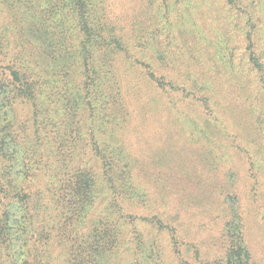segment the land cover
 <instances>
[{
  "label": "rangeland",
  "instance_id": "1",
  "mask_svg": "<svg viewBox=\"0 0 264 264\" xmlns=\"http://www.w3.org/2000/svg\"><path fill=\"white\" fill-rule=\"evenodd\" d=\"M21 1L0 0V89L7 83L5 67L30 47L37 31L34 16L46 8L60 10L57 0ZM99 12L101 22L123 35L129 52V61L117 70L123 128L113 136L106 120L89 121L87 112L73 124L66 102L49 99L44 86L38 116L14 100L12 112L0 119V130L5 129L0 132V237L11 229V213L20 218L14 185H23L33 198L42 192L45 203H53V217L64 224L65 207L54 206L52 199L68 171L60 170L57 153L69 159L76 151L75 158L83 157V164L100 174L91 153L92 129L102 149L108 143L107 152L115 150L119 193L98 180L88 225L119 227V264H159V253L161 264H213L226 261L228 249L245 246L248 264H264V0H103ZM46 16L53 29L66 15L50 9ZM36 33L48 38L45 28ZM76 40L80 48V37ZM92 46L99 61L100 44ZM73 73L72 85L85 86L87 76ZM106 77L102 69L98 80ZM10 135L26 150H39L30 167L52 168L44 178L38 170L22 174L21 148L12 146ZM13 166L20 172L13 173ZM31 244L24 247L30 258L18 260L0 238V264H69L70 250L57 236L35 247L38 259Z\"/></svg>",
  "mask_w": 264,
  "mask_h": 264
},
{
  "label": "trees",
  "instance_id": "2",
  "mask_svg": "<svg viewBox=\"0 0 264 264\" xmlns=\"http://www.w3.org/2000/svg\"><path fill=\"white\" fill-rule=\"evenodd\" d=\"M18 1L23 3L21 0ZM57 2L60 4L59 11L55 7L46 8L43 13L41 12V16H34L39 25L37 22L35 23L34 29L37 31H33L31 35L33 41H30V47L26 49L25 56L23 54L17 56L18 61H14L4 69L3 75L6 76L7 83L5 87L0 89V100L5 99V96L7 100L4 103L0 101V119L12 112L13 101L16 99L20 100L22 104L30 105L33 115L38 116L41 105L37 101V97L41 94L40 86H44L50 89L47 93L49 99L58 97L61 101L66 102L65 105L73 124L75 121L78 123L79 118H83L87 112L89 121L106 120V124L110 125L108 131H113L111 133L115 136L118 128H123L118 119V115L121 116L123 113V97L121 95L123 84L121 75L118 74L117 70H119V65L123 60L129 61L130 58L125 43L120 39L123 35H119L114 26L101 22L99 10L103 0H57ZM50 9L51 13L65 12L66 15L62 20L57 21V25H53V29L48 25L51 20L50 16H46ZM69 21L70 23H68ZM71 23L72 26L70 27ZM39 28H45L48 31V38L43 40L36 33ZM28 30L33 29L28 26ZM78 36L80 37V48H77L75 43ZM36 38L39 44L36 42ZM94 42L100 44L101 47L99 61L96 50L92 46ZM37 49L38 51H36ZM100 61L102 62L100 63ZM254 62L258 66L257 61L254 60ZM102 69L108 74V77L104 80H98ZM73 72L78 76H87L85 86L74 87L72 85L74 82ZM43 73L45 76L42 75ZM104 110L107 115L102 113ZM4 130L2 129L0 132ZM90 131H92L91 142L93 144L91 153L99 165L100 174L94 173L92 167H87L88 163L83 164V157L78 155L75 158L76 151L68 154L69 159L65 158L64 152L57 153V156L61 157L60 170L67 169L68 171L64 174L66 179L62 180V182L66 180V184H60L52 199L55 200L54 206L60 204V206L65 207V213H62V217H65L63 219L64 224L58 223L56 217H53V203L51 201V204H46L44 197L42 198V192L39 193L40 198H33L23 185H14L15 189L11 188L15 197L20 198L17 203L15 202L18 206L14 208L19 213L20 218H13L15 214L11 213L8 216L10 223L7 222L9 225L11 224V229L6 227L0 238L9 248L14 249V257L18 260H21V255H24L26 250H28L29 255H32L30 249H26L29 248L30 242L34 248L33 253L36 255L38 250L35 247L38 245L43 247L44 244H48L57 236L59 243H64L65 247L70 250L69 264H119L118 248L122 240L119 227L111 225L99 230L98 225H88L93 216L91 208L97 203L95 186L98 180L106 181L113 190V194L119 193L114 183L118 177L117 164L114 159L115 156H113L115 150L108 153L106 148H111L108 143H104L105 147L102 149L98 144L96 132L92 129ZM11 138L12 146L21 148L17 156L22 159L19 163L23 165L20 169L22 174L30 175L31 169L34 170L33 173L38 170L41 173L40 178H44L45 172L52 170V168L48 170L40 167L31 168L30 161L36 160L39 156L36 152L39 153V150H34V152L32 149L26 150L23 145L16 143L12 136ZM42 145L45 144L42 143ZM31 151L36 155H31ZM119 152V156H123V151ZM40 156H42L41 153ZM35 165L37 166V163ZM13 169V173L18 170L15 166ZM20 171L18 170V172ZM130 171L131 169H129V174ZM129 178L131 179V177ZM14 182L15 179L13 178ZM50 183L52 187L55 186L53 181ZM12 202L14 203V201ZM106 219L108 220V217ZM28 230L35 233L34 236L31 235L32 238L27 232ZM234 240H237V237ZM20 242H24L23 247L18 245ZM24 247L26 248L24 249ZM19 250L22 253L17 257L16 252ZM228 250L226 261H214L213 264H248L251 260V254L246 246L238 251L236 249ZM29 255H27V259L30 258ZM35 258L38 259V255ZM158 259L160 260L159 264H161L160 253Z\"/></svg>",
  "mask_w": 264,
  "mask_h": 264
}]
</instances>
